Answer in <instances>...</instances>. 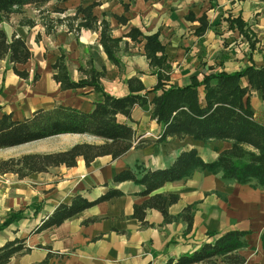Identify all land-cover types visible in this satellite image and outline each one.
<instances>
[{"label": "crops", "instance_id": "crops-1", "mask_svg": "<svg viewBox=\"0 0 264 264\" xmlns=\"http://www.w3.org/2000/svg\"><path fill=\"white\" fill-rule=\"evenodd\" d=\"M93 2H99L93 13L109 21L112 36L122 37L117 53L119 65L112 64L103 52L98 32L81 29L72 34L65 26H59L54 35H46L40 19L34 21L33 27L21 26V17L12 14L0 28L9 38L15 34L23 39L32 58L24 66H17L29 73L27 79L19 78L4 60L0 61V116L11 114L13 120L22 121L39 109L49 110L59 105L82 111L92 108L100 97L92 87L61 90L53 79L52 64L61 53L68 75L75 82L84 77L78 68L86 67L90 60L96 70L104 69L100 83L108 95H126V80L131 77L139 78L146 89H151L157 78L144 56L143 38L133 41L124 37L131 29L138 30L142 36L158 34L171 66L170 81L175 86L187 85L191 77L200 79L210 71L232 73L250 65L264 66L261 60L264 59V0H65L54 6L66 10L67 15L77 6ZM46 4L35 8L42 10ZM113 16H123L126 24H119ZM201 17H205L207 26L199 32ZM235 19L244 24V33L238 30ZM248 39L254 41L252 48ZM34 73L38 79L32 82ZM242 85H247L245 79ZM245 101L254 120L264 125L262 93L251 90ZM117 119L132 126L135 142L115 160L98 157L86 166L78 159L74 167H54L23 179L10 173L0 175V182L6 184L0 186V224L21 212L18 221L0 230V247L8 241L23 239L29 248L28 252L13 256L7 264H163L211 242L213 237L207 233L219 236L232 230L248 232L245 236L248 246L240 251L247 263L264 264L260 241L264 228V188L253 189L225 181L219 174L198 170L148 196L139 195L143 186L132 181H113L119 172L137 165L145 170L167 168L181 151L192 148L203 161H214L220 151L229 147L227 142L204 144L186 137L154 143L161 127L150 118L148 110L140 107L131 112L133 122L120 115ZM83 142L99 144L102 140L86 134H61L12 147L24 150L0 159L62 151ZM137 143L142 146L135 148ZM109 189L119 190L122 195L86 208L58 227L35 232L59 204L70 203L76 195L92 202ZM155 194L178 196L177 202L165 206L169 216H178L191 206L190 230L187 231L182 219L165 222L155 209L145 211L146 226L132 218L133 206ZM34 246L44 249L43 252L39 254L33 250ZM35 254L39 255L35 257Z\"/></svg>", "mask_w": 264, "mask_h": 264}, {"label": "trees", "instance_id": "trees-1", "mask_svg": "<svg viewBox=\"0 0 264 264\" xmlns=\"http://www.w3.org/2000/svg\"><path fill=\"white\" fill-rule=\"evenodd\" d=\"M49 0H0V24L9 19L12 14L20 13L25 5L41 7ZM99 2L89 5H79L72 14L62 17L66 10L55 8L56 17L50 12L39 9V19L46 35H54L59 26H65L67 32L77 34L81 29L99 33V45L109 61L118 66L117 53L120 50L121 38L111 34L109 21L104 17L99 19L93 9ZM126 10L127 7L124 6ZM121 25L126 24L123 16H113ZM199 32L206 28L205 17L199 19ZM240 32L244 24L235 19ZM19 25L33 27L34 20L21 17ZM244 36H247L244 34ZM124 37L133 41L144 40V56L149 67L157 78L151 89H146L137 77L126 80L128 93L114 97L103 92L100 80L105 76L104 69L96 70L92 61L86 67H79L84 76L78 81L70 79L61 53L52 64L53 79L61 90L74 91L78 88L92 87L100 95L93 102L89 111L59 105L53 109L35 111L31 117L22 121L13 120L11 114L0 116V150L12 148L33 141L46 139L61 134H86L102 140L99 144L76 143L69 148L48 153H25L16 157L0 159V175L15 174L23 179L33 173H45L59 166L74 167L78 159L89 166L96 158L109 156L115 160L124 155L135 142V131L130 124L119 122L117 116L131 120V112L135 107L148 110L150 118L161 127V134L154 143L167 139L183 140L191 137L204 144L222 141L229 147L219 152L218 157L211 162H205L196 149L181 151L167 168L145 170L141 166L123 170L113 179L114 182L132 181L143 186L139 195L148 196L163 185L187 178L195 171H207L219 174L225 181L240 185H248L253 189L264 188V125L253 118L245 98L251 90L259 91L264 96V66L256 68L246 66L241 71L226 73L210 71L200 79L191 77L184 86H175L170 81L171 66L164 54V47L158 34L142 36L136 29H131ZM38 38V37H37ZM249 46L254 41L248 39ZM32 58L25 41L15 34L9 38L0 28V61H5L13 73L21 79H27L29 73L17 66H24ZM38 79L34 73L32 82ZM242 79L247 82L242 85ZM142 145L137 143L135 148ZM116 189H109L96 200L89 202L80 195L74 196L70 203L59 204L52 213L35 229V232L58 227L65 220L77 215L86 208L99 202L121 196ZM175 194H155L139 205L133 206L132 218L146 226L145 211H159L165 222L182 219L187 225V231L192 226L191 206L185 207L178 216H169L166 204L177 202ZM21 212L10 215L0 224V230L18 221ZM247 231L232 230L219 236L207 233L213 237L211 242L203 243L195 251L182 255L177 259H168L163 264H249L240 254L248 246L245 236ZM261 247L264 249V228L260 235ZM29 251L23 239H14L0 247V264H7L18 254ZM45 264V262L39 263ZM256 264V263H253Z\"/></svg>", "mask_w": 264, "mask_h": 264}, {"label": "rangeland", "instance_id": "rangeland-1", "mask_svg": "<svg viewBox=\"0 0 264 264\" xmlns=\"http://www.w3.org/2000/svg\"><path fill=\"white\" fill-rule=\"evenodd\" d=\"M62 1H65V0H49V2L42 8V10L44 11H47V12H50L52 17H56L57 15L53 13V11L55 10V6L54 5H57L58 3L62 2ZM20 13H15L13 15V17H26V18H30L34 21H39V13L38 11L36 10L35 6L34 5H25L21 10ZM66 14H61L59 15L60 17L64 16ZM261 60H264L262 59L261 57ZM56 145V144H54ZM60 145V144H58ZM24 150V148H12V149H3V150H0V157H6V156H10V155H13V154H16V153H22V151ZM3 185H6L5 183H2L0 182V186L2 187ZM0 187V193L2 192V188ZM48 239L50 238V235L48 234ZM39 247V246H38ZM38 247H35L33 248V250L35 251H38V253H42L44 249H40ZM39 254H35V257H37L36 255H39ZM56 258H58V255H55ZM59 261V260H58Z\"/></svg>", "mask_w": 264, "mask_h": 264}]
</instances>
